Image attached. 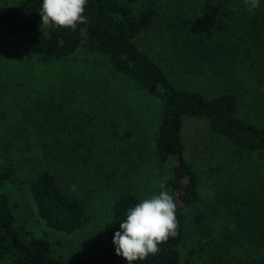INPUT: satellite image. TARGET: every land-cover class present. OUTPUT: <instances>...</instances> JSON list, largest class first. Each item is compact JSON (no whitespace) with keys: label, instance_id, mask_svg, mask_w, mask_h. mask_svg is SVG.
<instances>
[{"label":"trees","instance_id":"obj_1","mask_svg":"<svg viewBox=\"0 0 264 264\" xmlns=\"http://www.w3.org/2000/svg\"><path fill=\"white\" fill-rule=\"evenodd\" d=\"M168 3L177 17L170 21V31L158 38L164 52L151 55L135 41L159 21L161 5L166 9ZM41 4L42 0H19L0 5V42L24 38L43 62L64 61L79 50L101 55L114 72L160 101L151 151L161 165L177 160L162 183L174 197L178 235L159 245L155 256L133 264H264V0L251 12L245 0H148L136 15L118 0H87L88 22L75 31L41 25ZM203 23L212 26L207 36L199 30ZM190 74L205 75L218 88L207 94L193 86ZM50 113L54 120L47 117L51 126L47 133H58L60 127L55 126L65 122L64 116ZM186 117L205 120L233 151L234 167L220 181L218 203L224 202L228 213L222 220L200 209L199 173L184 157ZM108 124L109 129L118 128L108 120L101 128L94 124L101 130L99 137L61 136L52 138L51 145L43 142L40 155L46 164L24 182L39 219L64 234L79 231L89 219L81 195L85 185L91 191H106L103 253L71 261L54 257L53 244L36 237L16 218L6 191L14 173L0 164V264H127L115 254L113 237L127 211L148 196L141 194L136 178L131 181L133 171L120 165L136 159L135 149L119 147L114 156L115 146L88 145L103 138ZM61 126L64 132L69 129L68 124ZM77 129L80 133V126L73 128ZM125 132L129 139L132 130ZM10 141L7 135L6 144ZM71 185L77 186L75 192Z\"/></svg>","mask_w":264,"mask_h":264},{"label":"rangeland","instance_id":"obj_2","mask_svg":"<svg viewBox=\"0 0 264 264\" xmlns=\"http://www.w3.org/2000/svg\"><path fill=\"white\" fill-rule=\"evenodd\" d=\"M18 1L0 0V5ZM118 1L129 5L135 15L148 3V0ZM161 7L163 10L157 24L135 41L151 55L164 52L158 38L170 31V21L177 17L171 3L166 9L164 5ZM210 27L203 23L199 30L207 36ZM190 76L193 86L207 94L218 88L217 83L205 75ZM160 105L157 98L146 95L132 80L114 72L101 55L79 50L67 60L43 62L24 38L14 37L0 42V164L9 166L14 173L13 183L6 186V191L11 196L18 221L36 237L51 242L54 257L71 261L99 257L103 253L107 239L102 226L108 219V196L106 191H91L90 185H85L81 195L87 202L89 219L84 227L73 234L48 229L37 216L30 191L24 184L33 178L38 167L46 164L40 155L42 143L48 141L51 145L52 138L61 136L70 140L85 136L88 140L93 135L99 137L100 128L109 120L118 128L109 129L108 124L103 138L98 142L91 140L88 145L98 149L115 146L117 152L114 156L119 155V147L131 152L135 149L136 159L120 165L133 171L131 181L136 178L141 194L150 198L159 193V185L168 177V169L177 163L176 158H171L170 162L161 165L153 158L151 150L159 125ZM50 111L64 116L65 122L58 121L55 126L60 127L58 133H47L51 129L47 117L54 120ZM92 119L100 128L92 124ZM62 124H68V133L63 131ZM78 126L80 133H77L78 129L73 130ZM130 130L132 135L128 139L125 131ZM7 135L11 137L9 144H6ZM183 136L184 157L199 173L200 209L222 220L228 213L225 203H218L223 192V181H220L234 167V155L230 158L233 151L203 119L186 117ZM20 148L23 153H19ZM134 167L140 172L136 173Z\"/></svg>","mask_w":264,"mask_h":264},{"label":"clouds","instance_id":"obj_3","mask_svg":"<svg viewBox=\"0 0 264 264\" xmlns=\"http://www.w3.org/2000/svg\"><path fill=\"white\" fill-rule=\"evenodd\" d=\"M245 3L250 12L260 6V0H245ZM86 6L87 0H42L41 25L75 31L78 25L88 22L84 15ZM159 188L158 194L143 199L127 211L126 219L119 223L120 230L114 234L115 254L127 264L155 256L159 245L178 235L174 197L164 183ZM76 190V185L70 186V191Z\"/></svg>","mask_w":264,"mask_h":264}]
</instances>
